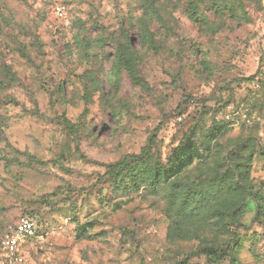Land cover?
Returning a JSON list of instances; mask_svg holds the SVG:
<instances>
[{
	"label": "rangeland",
	"instance_id": "rangeland-1",
	"mask_svg": "<svg viewBox=\"0 0 264 264\" xmlns=\"http://www.w3.org/2000/svg\"><path fill=\"white\" fill-rule=\"evenodd\" d=\"M22 215L21 264H264V0H0Z\"/></svg>",
	"mask_w": 264,
	"mask_h": 264
},
{
	"label": "built area",
	"instance_id": "built-area-1",
	"mask_svg": "<svg viewBox=\"0 0 264 264\" xmlns=\"http://www.w3.org/2000/svg\"><path fill=\"white\" fill-rule=\"evenodd\" d=\"M55 11L58 15H63L60 7H56ZM36 228L37 224L33 216L22 215L17 218L15 223L4 233L0 241V256L4 263H23L22 246L33 237Z\"/></svg>",
	"mask_w": 264,
	"mask_h": 264
},
{
	"label": "trees",
	"instance_id": "trees-1",
	"mask_svg": "<svg viewBox=\"0 0 264 264\" xmlns=\"http://www.w3.org/2000/svg\"><path fill=\"white\" fill-rule=\"evenodd\" d=\"M118 61L119 63L124 67L130 78L134 81L137 82V78L134 74L133 71V66L131 61L129 60L128 53L125 51V49L120 48L118 50Z\"/></svg>",
	"mask_w": 264,
	"mask_h": 264
}]
</instances>
